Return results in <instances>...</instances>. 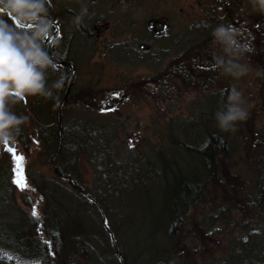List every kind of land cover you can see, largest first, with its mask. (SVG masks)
<instances>
[{"label": "rangeland", "instance_id": "374dc122", "mask_svg": "<svg viewBox=\"0 0 264 264\" xmlns=\"http://www.w3.org/2000/svg\"><path fill=\"white\" fill-rule=\"evenodd\" d=\"M46 7L58 32L53 57L72 73L51 97L9 104L26 119L15 141L0 145V248L42 264H227L238 248L244 263L234 264H264V243L250 246L264 241L262 214L233 211L225 216L231 227L218 221L223 201L253 198L264 183V10L257 0H50ZM161 22L166 32L156 35ZM221 23L253 48L239 61L249 68L239 79L214 65L221 46L211 33ZM60 74L48 68L47 85ZM232 87L250 114L225 132L215 113ZM209 135L224 145L211 175L198 153ZM9 147L25 157L29 188L12 182ZM194 182L203 199L186 211L182 186ZM259 195L264 210V189ZM178 216L184 221L175 228ZM203 220L210 236L199 235ZM194 240L201 251L184 252L182 244Z\"/></svg>", "mask_w": 264, "mask_h": 264}, {"label": "clouds", "instance_id": "9594fccd", "mask_svg": "<svg viewBox=\"0 0 264 264\" xmlns=\"http://www.w3.org/2000/svg\"><path fill=\"white\" fill-rule=\"evenodd\" d=\"M257 3L264 10V0ZM47 4L50 0H0V145L14 142L15 130L26 119L16 115L10 103L29 95L51 97L52 89L63 87L62 79L47 85L46 70L51 61L41 46L51 28ZM86 13L85 7L74 22L79 24ZM4 16L11 17L14 23L9 24ZM24 25L29 26L28 30ZM211 35L221 46V51L213 55L215 67L236 79L246 75L249 68L239 61L253 48L244 42L241 31L221 23ZM244 104L242 92L232 87L227 103L215 113L217 126L227 132L234 130L237 122L247 120L250 113Z\"/></svg>", "mask_w": 264, "mask_h": 264}, {"label": "trees", "instance_id": "16d2710c", "mask_svg": "<svg viewBox=\"0 0 264 264\" xmlns=\"http://www.w3.org/2000/svg\"><path fill=\"white\" fill-rule=\"evenodd\" d=\"M43 51L45 53H48V46H46ZM49 55H50L49 56L50 61L53 60L57 64L61 63V61L56 60V58L53 57L54 53L53 54L51 53ZM51 57H53V59ZM54 69L56 71L62 73V74H60L61 75L60 80L61 79L63 80V84L65 83L66 80H68V79L70 80L72 72L70 71L71 68L69 66L59 65V67L54 66ZM227 97L228 96L224 97L225 104L227 103ZM223 148H224V145L222 144L221 141H219L218 137L209 135L207 143L204 145V147L201 150H198V151H200V152H198L199 155L204 160L205 169L209 175H211L215 171L214 169L217 168V166H218L217 165L218 164L217 163V157H218L219 153H221V150H223ZM191 184H193V185H191ZM262 189H264V183H263V186L258 188V194L256 196H254L253 198L250 197L246 201H245V199H243L241 202V201H237V199L234 198V204H231V205L225 204L223 201L221 204V207H218L219 210L221 211L220 215L218 216L219 217L218 221H220V217H221V221L226 223V226L231 227L234 224L233 221L231 219H226L225 216L227 214L230 216L233 211H239L242 214H245V212L247 211L252 217H255L257 215V212H258L260 215L262 214L264 216V210L261 208V204L258 202L259 198H260L259 194L261 193ZM201 190H202V187L199 184H197L196 182L187 183V184L182 186V190H181L182 195H183L182 204H183V208L186 209V211L189 209L197 210L200 208V203L202 202V199H203V197H200ZM224 190L229 191L228 188H225ZM157 200H158V198H157ZM152 208L154 210L156 207H148L146 209L149 211ZM233 208H236V209L233 210ZM251 209L253 210L252 213L250 212ZM175 210H177V209H175ZM177 215H179V214H177ZM173 217H174V214H172V218ZM159 221H160V219H159ZM174 221L175 222L173 224L175 225V228H177L176 226L184 220L178 216V217H175ZM246 222H249L250 224L252 223L251 221H244V223H246ZM135 223L138 227L142 226L141 221H136ZM205 223H206L205 220H203V221H201V223H199V231H200L199 235L202 234V236L207 237V236H210V234H212L211 233L212 230H208L209 227H207L205 225ZM131 225L134 229L132 222H131ZM175 228L173 229V231L175 230ZM210 228H212V227H210ZM239 229H240V231H243L242 226H239ZM251 235H252V231H251ZM251 235H249V234L247 235V237L244 239V243H246V244L250 243L249 238ZM171 239H172V235H171ZM260 239H261V237H258V240L255 242V244L254 245L251 244L250 246L256 247L258 243H264V241H261ZM262 240H264V239H262ZM171 242L174 243L173 240ZM242 243H243V241H242ZM237 244H238L237 241L234 242L235 247ZM182 245L184 247V249H182V250H184V252H187V251H185V248H188L189 251H192L194 254L201 251L200 244L197 243V240H194L193 243H184ZM234 245L232 242L230 246L234 247ZM48 250L45 251V249H43V252L47 256H48ZM169 253H170V251H169ZM178 255H180V253H178ZM228 255H230V262H228L227 264H234L235 261L236 262L241 261L242 263H244V260L241 257L236 258V257H238V255H240L238 252V248L237 249L232 248V250L229 251ZM223 259L224 258L221 259V262H223L222 261ZM246 262H247V260H246ZM248 263L249 262H247V264ZM214 264H215V262H214Z\"/></svg>", "mask_w": 264, "mask_h": 264}, {"label": "snow or ice", "instance_id": "6c2138e0", "mask_svg": "<svg viewBox=\"0 0 264 264\" xmlns=\"http://www.w3.org/2000/svg\"><path fill=\"white\" fill-rule=\"evenodd\" d=\"M7 144L8 143H5V145ZM7 150L12 153L14 160V168H13L14 178L12 181L13 184H15L21 190L25 188H29L23 169L25 157L23 155L17 154L13 147H9ZM31 215L33 219H36L37 222L39 223V214L36 211L35 205L33 206V211ZM38 231H40L39 228ZM43 243L48 247L49 254L54 255L55 253L52 251L53 241L45 240ZM0 260L10 261L11 264H42V261L40 259L25 260L21 256L17 255L15 252H11L4 248H0Z\"/></svg>", "mask_w": 264, "mask_h": 264}, {"label": "flooded vegetation", "instance_id": "af4514ba", "mask_svg": "<svg viewBox=\"0 0 264 264\" xmlns=\"http://www.w3.org/2000/svg\"><path fill=\"white\" fill-rule=\"evenodd\" d=\"M163 22H161V24H162ZM153 24H157V23H151V25H150V28L151 29H154L153 27ZM166 28H167V25L166 24H162V30L160 29V30H158V31H156V30H154V33L156 34V35H163V34H165V32H166ZM50 33H52L51 32V29H50ZM53 34V33H52ZM243 35V34H242ZM48 40L47 41H45V42H43L42 44H41V46H42V49L44 50V48L46 47V46H48V53H46L47 54V56L49 57L50 55L49 54H51L52 53V50H54L56 47H55V38H53V39H50V37L48 36ZM57 44V43H56ZM54 46V48L53 49H50V47H53ZM53 54V53H52ZM51 66H57V63L56 62H54L53 60H51Z\"/></svg>", "mask_w": 264, "mask_h": 264}]
</instances>
